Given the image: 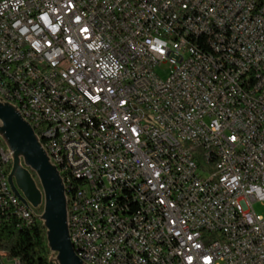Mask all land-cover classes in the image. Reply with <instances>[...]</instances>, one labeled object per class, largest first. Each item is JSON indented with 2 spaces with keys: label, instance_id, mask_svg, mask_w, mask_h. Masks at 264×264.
<instances>
[{
  "label": "built area",
  "instance_id": "2783aa9c",
  "mask_svg": "<svg viewBox=\"0 0 264 264\" xmlns=\"http://www.w3.org/2000/svg\"><path fill=\"white\" fill-rule=\"evenodd\" d=\"M19 92L52 164L58 128L88 264H264V0H0V99ZM12 159L0 137V226L41 215Z\"/></svg>",
  "mask_w": 264,
  "mask_h": 264
},
{
  "label": "water",
  "instance_id": "95a60500",
  "mask_svg": "<svg viewBox=\"0 0 264 264\" xmlns=\"http://www.w3.org/2000/svg\"><path fill=\"white\" fill-rule=\"evenodd\" d=\"M0 137L12 151L8 183L24 204L41 206L49 264H84L70 241L65 188L38 136L18 109L0 99Z\"/></svg>",
  "mask_w": 264,
  "mask_h": 264
},
{
  "label": "bare ground",
  "instance_id": "6f19581e",
  "mask_svg": "<svg viewBox=\"0 0 264 264\" xmlns=\"http://www.w3.org/2000/svg\"><path fill=\"white\" fill-rule=\"evenodd\" d=\"M174 42L179 43L180 45H187V43H192V35L176 34L174 35ZM195 47H204V40L195 39ZM8 86L10 89H18V82H16V79H8ZM243 99H246V105H256L254 91L243 90ZM6 102L14 105L24 118V107H27V92H19V94H17V103L13 98H6ZM98 125L99 118H86V127H98ZM32 128L38 136L42 148H48V141H42V133L38 130V127ZM50 140H53L51 141V150L54 152L53 164L58 166V172L61 170L64 174V178L61 177V179L65 188V197L67 201V224L70 241L77 256L84 264H88V257H84V250L83 248H80V243L77 242V234L73 232L72 216H69V212H71V203H69V199H79V192L78 185L72 184L71 174H68V158L67 155H64V146L60 144V140H58V128L50 129ZM10 171L11 169H8V175ZM7 184H9L8 176ZM4 201H11V189H4ZM131 206H133V208H140V199H131ZM14 212L18 217L25 219V214L22 213V211ZM39 217V214H30V219L36 218L40 220Z\"/></svg>",
  "mask_w": 264,
  "mask_h": 264
},
{
  "label": "trees",
  "instance_id": "16d2710c",
  "mask_svg": "<svg viewBox=\"0 0 264 264\" xmlns=\"http://www.w3.org/2000/svg\"><path fill=\"white\" fill-rule=\"evenodd\" d=\"M38 132V131H37ZM60 175L64 174L60 170ZM15 221L0 226V251L6 252L9 259H18L21 264H49L51 251L46 241V229L39 219L24 223L13 211ZM16 223L17 224L16 226Z\"/></svg>",
  "mask_w": 264,
  "mask_h": 264
},
{
  "label": "rangeland",
  "instance_id": "374dc122",
  "mask_svg": "<svg viewBox=\"0 0 264 264\" xmlns=\"http://www.w3.org/2000/svg\"><path fill=\"white\" fill-rule=\"evenodd\" d=\"M166 65H163L159 70L162 72L161 75H165V69ZM253 208L258 214L264 215V206L260 203H254ZM0 264H13L12 259H9L7 255L0 253Z\"/></svg>",
  "mask_w": 264,
  "mask_h": 264
}]
</instances>
